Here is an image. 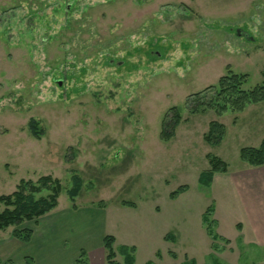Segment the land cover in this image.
<instances>
[{
    "label": "rangeland",
    "instance_id": "1",
    "mask_svg": "<svg viewBox=\"0 0 264 264\" xmlns=\"http://www.w3.org/2000/svg\"><path fill=\"white\" fill-rule=\"evenodd\" d=\"M226 65L248 74L246 88L262 81L264 0H0V194L51 174L62 185L58 209L72 208L75 172L74 208L107 210L120 263L119 245L131 242L133 264H264L236 183L264 167L239 159L241 147L264 138V102L221 116L189 114L184 103ZM171 106L182 120L162 141ZM30 118L44 131L39 139ZM211 120L225 126L218 145L202 138ZM207 153L228 167L203 186ZM181 184L188 188L169 197ZM209 205L214 241L202 221Z\"/></svg>",
    "mask_w": 264,
    "mask_h": 264
},
{
    "label": "trees",
    "instance_id": "2",
    "mask_svg": "<svg viewBox=\"0 0 264 264\" xmlns=\"http://www.w3.org/2000/svg\"><path fill=\"white\" fill-rule=\"evenodd\" d=\"M248 80V74L235 72L229 65L226 71L220 75L214 84H209L203 89L189 94L185 98V107L189 114H197L207 110L213 111L221 116L230 111L232 113L242 112L248 105L264 102V72L262 81L251 87H244ZM180 110L176 106H171L163 115L159 138L162 141L170 140L175 133V128L181 122ZM28 129L34 138H40L44 131L38 126L34 118L28 121ZM225 136V126L216 120L208 123L207 130L203 133V140L211 145H218ZM71 157L73 154L71 153ZM70 157V158H71ZM208 168L203 170L198 177L200 185L208 186L215 173H224L227 170V163L219 157L207 153ZM239 159L249 166H260L264 164V138L258 146H243L239 149ZM71 185L66 189L72 208L75 205V197L79 194L82 186L81 177L73 172L71 175ZM186 184L179 185L169 193V197L174 198L179 193L185 191ZM62 190V185L57 177L51 174L39 175L35 180L20 179L13 191L8 194H0V230L13 227L11 235L20 242H26L32 234L31 227L21 226L24 222L33 223L42 215L46 214L58 204V196ZM122 205L133 207L130 201H121ZM103 206L102 202L97 203ZM212 206H207L202 214V221L207 222V234L214 241L221 237L214 231L216 220L211 218ZM211 212V213H210ZM210 213V214H208ZM210 215V218H209ZM237 230L241 229L240 224L236 225ZM165 239L173 240L172 235H165ZM239 240L241 238H238ZM115 237L112 234H105L102 237V248L104 250L105 264H133L135 246L122 244L119 245L118 252L122 255V263L115 259L117 251L115 249ZM158 255V252H156ZM28 264H33L30 257H26ZM0 264H14L10 259L0 261ZM74 264H91L88 261L85 250L80 249ZM144 264H152L146 261ZM195 264L193 259L189 263Z\"/></svg>",
    "mask_w": 264,
    "mask_h": 264
},
{
    "label": "crops",
    "instance_id": "3",
    "mask_svg": "<svg viewBox=\"0 0 264 264\" xmlns=\"http://www.w3.org/2000/svg\"><path fill=\"white\" fill-rule=\"evenodd\" d=\"M251 176L237 178V186L242 192L241 207L250 218L249 236L258 243H264V167L254 168ZM55 208L40 216L33 224L32 234L26 242L17 241L12 235L0 232L3 242L0 256L10 259L15 264H28L26 257H30L33 264H74L80 251L85 250L91 264H105L102 237L110 229L111 220H108L107 210L96 209L93 206L63 209ZM240 223V235L243 237L246 225ZM246 228V229H244ZM115 242L117 236L110 231ZM73 236L75 241L73 243ZM73 246H67L70 241ZM134 243L128 242L126 245Z\"/></svg>",
    "mask_w": 264,
    "mask_h": 264
},
{
    "label": "water",
    "instance_id": "4",
    "mask_svg": "<svg viewBox=\"0 0 264 264\" xmlns=\"http://www.w3.org/2000/svg\"><path fill=\"white\" fill-rule=\"evenodd\" d=\"M247 34V33H246Z\"/></svg>",
    "mask_w": 264,
    "mask_h": 264
}]
</instances>
